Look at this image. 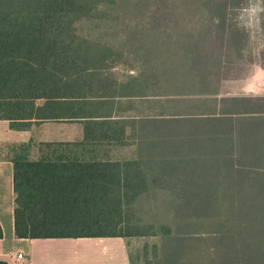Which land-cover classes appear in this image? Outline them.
<instances>
[{
  "label": "trees",
  "instance_id": "trees-1",
  "mask_svg": "<svg viewBox=\"0 0 264 264\" xmlns=\"http://www.w3.org/2000/svg\"><path fill=\"white\" fill-rule=\"evenodd\" d=\"M245 2L0 0V120L83 130L36 160L14 147L17 238L151 237L130 264H264V94L222 89L252 59ZM115 65L133 70L125 83ZM147 91L168 114L115 115L113 98ZM155 195L166 221L146 217Z\"/></svg>",
  "mask_w": 264,
  "mask_h": 264
},
{
  "label": "crops",
  "instance_id": "crops-1",
  "mask_svg": "<svg viewBox=\"0 0 264 264\" xmlns=\"http://www.w3.org/2000/svg\"><path fill=\"white\" fill-rule=\"evenodd\" d=\"M45 122L49 121L32 122L27 129L16 130L11 128L9 121L0 120V225L3 231L0 259L7 264H130L128 247L121 237L20 239L15 236L14 147L29 144L28 156L36 160L40 155V143L75 141L83 136L82 130L78 137L71 139L56 134L52 138L35 140V132H39ZM18 253L23 254L22 259L17 258Z\"/></svg>",
  "mask_w": 264,
  "mask_h": 264
},
{
  "label": "rangeland",
  "instance_id": "rangeland-1",
  "mask_svg": "<svg viewBox=\"0 0 264 264\" xmlns=\"http://www.w3.org/2000/svg\"><path fill=\"white\" fill-rule=\"evenodd\" d=\"M143 2L145 4L146 0H143ZM240 8L238 9L239 11ZM261 39L262 37L258 33L251 36V40L248 46L249 51L246 54H250L252 59L247 61L244 60L241 63L243 69L238 74H240L242 78L236 80H227V82H224L222 87L224 92H228L229 94H239V93L254 94V95L264 94V69L254 64V61L258 60V52L260 50L259 48L261 47L260 46ZM111 72L115 75L117 81L121 83H125L127 81V76H129V74H133V70H130L128 67H124L123 65L113 66ZM146 93L147 94L124 93V94H120L122 96L113 98L114 106H121L123 108L120 111V113L118 112L115 115L121 116L122 118H139L142 116L160 117L168 114V112L166 111H161L160 106L163 105L162 101L170 99L169 97L162 96L155 92L147 91ZM180 98L185 99L188 97L185 96ZM41 128L42 131L40 130L39 132L38 131L35 132L34 134L35 140H38L39 138H43V137L52 138L55 137L56 134H59L61 137L64 136L67 139H71L78 137L82 131V126L79 121H69V120L45 122L43 127ZM113 152L123 157H131L133 156V147L126 146L121 148H115ZM113 155L114 154H112V156ZM163 196L155 195L154 197L147 198L145 199L144 202H142L143 206L149 207L152 210V213L146 216L147 218H151V220H161V222L166 221L168 218H170V213L164 210V208L161 209V205L162 202H164V200L166 202L171 200L170 199L163 200ZM173 201L174 200H172V202ZM125 242L128 247V252L129 249H132L133 252H136L137 250H142L143 247L147 244L152 245L154 239L151 237L149 238L138 237V238L125 239ZM201 246H202L201 259H205L207 258L206 244L203 243ZM109 264H114V263L110 262ZM139 264H143V262Z\"/></svg>",
  "mask_w": 264,
  "mask_h": 264
},
{
  "label": "clouds",
  "instance_id": "clouds-1",
  "mask_svg": "<svg viewBox=\"0 0 264 264\" xmlns=\"http://www.w3.org/2000/svg\"><path fill=\"white\" fill-rule=\"evenodd\" d=\"M238 21L250 36L264 33V0H246L239 11Z\"/></svg>",
  "mask_w": 264,
  "mask_h": 264
},
{
  "label": "built area",
  "instance_id": "built-area-1",
  "mask_svg": "<svg viewBox=\"0 0 264 264\" xmlns=\"http://www.w3.org/2000/svg\"><path fill=\"white\" fill-rule=\"evenodd\" d=\"M17 258H18V259H22V258H23V254H22V253H18V254H17Z\"/></svg>",
  "mask_w": 264,
  "mask_h": 264
}]
</instances>
